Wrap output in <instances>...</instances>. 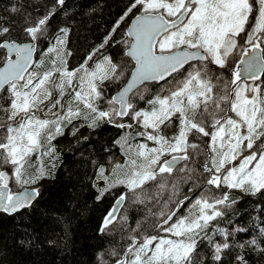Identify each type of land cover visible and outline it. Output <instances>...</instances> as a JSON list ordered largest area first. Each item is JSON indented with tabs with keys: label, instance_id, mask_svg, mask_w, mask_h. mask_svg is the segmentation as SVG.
<instances>
[{
	"label": "snow or ice",
	"instance_id": "obj_1",
	"mask_svg": "<svg viewBox=\"0 0 264 264\" xmlns=\"http://www.w3.org/2000/svg\"><path fill=\"white\" fill-rule=\"evenodd\" d=\"M64 5L55 0L39 18L29 14L23 37L0 18V169H8L0 170V211L33 207L42 193L31 186L55 168L52 141L83 119L125 130L114 141L124 162L98 165L93 184L98 201L123 189L99 232L124 243L101 253L100 264H205L201 240L210 246V264L264 257V209L251 226L235 222L240 198L233 195L259 196L257 208L264 203V0H133L112 33L71 69L70 30L50 31ZM129 14L134 21L122 43L132 66L102 53L93 60ZM43 40L49 43L38 56ZM122 79L121 90L106 98V82ZM153 82L169 85L166 94L162 85L146 98ZM140 100L146 107H137ZM37 154L48 156L49 166L41 162L29 173ZM183 185L198 189L196 197L179 198ZM153 201L155 212L147 208ZM134 205L145 206L157 218L151 227L168 236L148 231L147 218L133 226Z\"/></svg>",
	"mask_w": 264,
	"mask_h": 264
},
{
	"label": "trees",
	"instance_id": "obj_2",
	"mask_svg": "<svg viewBox=\"0 0 264 264\" xmlns=\"http://www.w3.org/2000/svg\"><path fill=\"white\" fill-rule=\"evenodd\" d=\"M54 2L55 0H0V18L6 25L11 26L15 35L23 37L22 28L29 14L32 18H39ZM132 2L133 0H65L63 8L58 7L50 31L59 28L70 30L67 45L72 53L67 57L70 69L78 67L103 43ZM13 7L17 8L16 12L12 11ZM133 17L129 14L120 23V27L112 34V40L93 57V60L102 58V53L111 56L114 62H129V67L132 66L130 58L124 55L127 46L122 41L128 40L125 33ZM48 43L49 40L39 43L38 56ZM91 64L90 61L89 65ZM123 85V79L116 83L106 82L105 97H112ZM162 85L164 91L161 94H166L169 85H165L164 82L151 83L148 85V91L144 93L145 97L161 91ZM137 107L144 108L146 104L140 100ZM89 122L83 119L73 120L64 127L63 135L52 141L56 150L55 168L52 169L50 177H45L31 186L39 188L42 193L33 207L13 215L0 212V264H100L98 257L101 253H105L118 241L121 246L123 245L124 242L120 241L119 236L112 239L99 232L103 217L123 189H113L111 194L98 201L93 184L98 165L111 167V163L124 162L125 157L114 141L119 139L125 130L105 123H101L100 127H89ZM123 122L134 123L127 117ZM137 140L142 138L137 137ZM148 143L152 146L151 142ZM46 148L47 141L45 150ZM49 159L48 156L41 157L39 154L34 156L29 173L33 168L39 167L41 162L49 166ZM0 170L8 169L5 166ZM97 183L103 186L102 181ZM185 194L195 198L198 189L189 191L188 186L183 185L180 187L179 198H183ZM168 195V192L161 193L160 202L163 203ZM233 195L240 198L238 207L241 212L234 221H244L251 226L254 222L252 217L264 209V203L257 208L259 196L252 197L238 191ZM154 205L155 201L148 204L147 208L155 212L158 205ZM186 207L181 209V213L187 214ZM250 212L251 217L248 215ZM128 215L133 226L136 220L147 218L145 224L148 231L162 237L168 236L167 233L157 232L151 227L157 218L150 215L145 206L134 205L128 208ZM224 226L221 224V227ZM198 251L205 257V264H210V246L206 240L200 241ZM249 260L250 264H264V257L259 254H250Z\"/></svg>",
	"mask_w": 264,
	"mask_h": 264
},
{
	"label": "water",
	"instance_id": "obj_3",
	"mask_svg": "<svg viewBox=\"0 0 264 264\" xmlns=\"http://www.w3.org/2000/svg\"><path fill=\"white\" fill-rule=\"evenodd\" d=\"M134 21V18L131 20V22H130V24H129V26H128V28L131 26V24H132V22ZM128 28H127V30H128ZM127 32V31H126ZM129 39V38H128ZM129 58V57H128ZM153 83H155V82H153ZM160 83H163V82H160ZM124 86V85H123ZM122 86V87H123ZM121 87V88H122ZM121 88L118 90V91H116L114 94H113V96H115L120 90H121ZM33 188H35V187H33ZM23 210V209H22ZM21 211V210H20ZM19 211V212H20ZM0 212H2V211H0ZM18 213V212H17ZM6 214H9V213H6ZM15 214V213H14ZM9 215H13V214H9Z\"/></svg>",
	"mask_w": 264,
	"mask_h": 264
},
{
	"label": "bare ground",
	"instance_id": "obj_4",
	"mask_svg": "<svg viewBox=\"0 0 264 264\" xmlns=\"http://www.w3.org/2000/svg\"><path fill=\"white\" fill-rule=\"evenodd\" d=\"M133 18H134V17H133ZM133 18H132V19H133ZM132 19H131V20H132ZM97 59H98V58H97Z\"/></svg>",
	"mask_w": 264,
	"mask_h": 264
}]
</instances>
